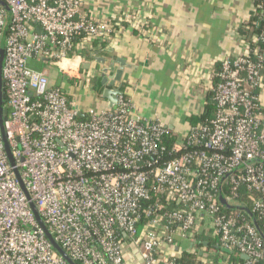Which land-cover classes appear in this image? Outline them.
Returning <instances> with one entry per match:
<instances>
[{
    "label": "built area",
    "instance_id": "2783aa9c",
    "mask_svg": "<svg viewBox=\"0 0 264 264\" xmlns=\"http://www.w3.org/2000/svg\"><path fill=\"white\" fill-rule=\"evenodd\" d=\"M256 4L254 15L264 18V0ZM83 8L84 0H0L5 131L55 239L78 264H178L181 242L202 233L246 256L245 264L263 260L256 224L228 214L220 197L244 207L246 190L250 213L264 216V30L254 48L241 37L245 50L215 71L214 117L179 136L138 114L125 95L114 108L84 113L67 90L50 86L46 69L31 66L49 62L68 82H90L95 72H82L77 53L111 40L131 16L99 21ZM0 264H67L35 220L1 128Z\"/></svg>",
    "mask_w": 264,
    "mask_h": 264
},
{
    "label": "crops",
    "instance_id": "0c3cea01",
    "mask_svg": "<svg viewBox=\"0 0 264 264\" xmlns=\"http://www.w3.org/2000/svg\"><path fill=\"white\" fill-rule=\"evenodd\" d=\"M256 2L84 0L83 10L88 16L115 22L128 14L131 22L119 25L111 40H96L77 53L83 60L82 72H89V65L95 72L89 83H69L55 68L56 74L49 72L50 86L67 90L84 113L91 108L107 110L109 102L101 97L103 87L97 85L99 71L115 59L125 60L128 67L117 86L122 87L134 110L148 120L161 121L175 135L184 136L194 126L189 119L204 112L221 61L245 50L240 29L254 16ZM97 59L106 63L100 64ZM31 66L45 70L44 62L39 60L32 61ZM259 95L264 111V84ZM260 131L264 134V117ZM199 236L214 237L203 233ZM186 250L198 252V261L203 264H240L232 260L234 253L218 254L206 247H194L190 241L181 242L178 252Z\"/></svg>",
    "mask_w": 264,
    "mask_h": 264
},
{
    "label": "water",
    "instance_id": "95a60500",
    "mask_svg": "<svg viewBox=\"0 0 264 264\" xmlns=\"http://www.w3.org/2000/svg\"><path fill=\"white\" fill-rule=\"evenodd\" d=\"M1 5L6 9L9 10V7L4 3L1 2ZM5 40V34L2 40L1 44V54H0V128H1V136L3 139V143L5 146V151L9 160L10 166L13 168L14 174L16 176V179L19 183V186L21 190L24 192L26 198L28 201H30V208L31 211L35 217L36 222L38 223L40 229L42 230L43 234L45 235L46 239L50 242L52 245L54 251L67 263V264H78L71 256L70 254L61 246V244L55 239L54 235L49 230L48 226L46 225L44 219L40 215L35 203L32 201L31 196L23 182V179L20 174V170L17 167L16 160L14 158L12 149L10 147L7 134L5 131V120L7 119V110H4V101H5V83L3 81V43ZM97 62H101L100 64H105L106 60L97 59ZM116 64H120V68H116ZM128 67L125 60L121 59H115L109 66L104 67L102 70L99 71V76L97 80V85L100 87H103V91L101 94V97L106 99L109 102V107L114 108L118 105L119 96L124 95V92L122 91V87L118 85V83H121L124 76V70ZM87 69L90 70V65L87 66ZM100 88L98 90L99 94ZM221 204L225 206L228 209H241L248 214L252 215L250 211L243 207H236L233 205H230L224 196V194L220 197ZM222 252L233 254L234 251L222 247H218ZM244 258V257H243ZM245 259L247 257L245 256Z\"/></svg>",
    "mask_w": 264,
    "mask_h": 264
},
{
    "label": "trees",
    "instance_id": "16d2710c",
    "mask_svg": "<svg viewBox=\"0 0 264 264\" xmlns=\"http://www.w3.org/2000/svg\"><path fill=\"white\" fill-rule=\"evenodd\" d=\"M263 30H264V18L260 14L257 13L248 21V23L245 26H243L240 29V37H242L246 42H248L251 45V47L254 48V46H256L254 37L260 34V32H262ZM43 62L45 64V67H47L48 65L51 70L55 68L49 62H45V61ZM219 68L220 66H218L217 70H219ZM261 73L264 75V66H263ZM217 81H218L217 78L213 79V84L215 85ZM211 97H212V93H210V98L208 99V102L205 105L204 112L201 115L192 116L189 119V121L194 126H198L201 123H206L214 117L216 113V106L211 101ZM68 98L71 100L70 95H68ZM231 190H232L231 186L226 185L224 187V192L227 195H229ZM247 194L248 193L246 190L242 192L243 200H241V204H243L244 207H246L249 210L251 209V205H250V201L247 199V196H246ZM224 211H226L228 214L237 213V212L244 214L243 216L246 220L252 221V223L254 222L256 224L257 228L259 229L260 235L264 241V216H259L258 214L250 215L241 209L233 210V209L224 208ZM234 211H237V212H234ZM190 242L194 247H198V248L206 247L209 250H215L218 254L222 252L220 249H218V247H222L219 237H202V236L198 237L197 236L196 239ZM198 256H199L198 252H195V251L192 252V251L186 250L183 252L182 257L178 260V264H203L202 262L198 261ZM236 256L238 258H236ZM241 257H242L241 254L237 250H234V255H231V258L234 262L236 260L240 264H245V260H243ZM255 264H264V259Z\"/></svg>",
    "mask_w": 264,
    "mask_h": 264
},
{
    "label": "rangeland",
    "instance_id": "374dc122",
    "mask_svg": "<svg viewBox=\"0 0 264 264\" xmlns=\"http://www.w3.org/2000/svg\"><path fill=\"white\" fill-rule=\"evenodd\" d=\"M45 69L48 71V72H50L51 73V69H50V67L47 65V67H45ZM53 70V72L55 71V74H56V70H55V68H53L52 69ZM52 74V73H51ZM52 77V76H51ZM51 79V78H50ZM50 82H51V80H50ZM73 88V87H72ZM71 91H74L73 89H71ZM74 94V93H73Z\"/></svg>",
    "mask_w": 264,
    "mask_h": 264
}]
</instances>
